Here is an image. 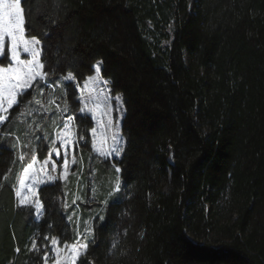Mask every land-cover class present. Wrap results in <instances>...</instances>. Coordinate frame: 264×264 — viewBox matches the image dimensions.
Instances as JSON below:
<instances>
[{
	"label": "trees",
	"instance_id": "1",
	"mask_svg": "<svg viewBox=\"0 0 264 264\" xmlns=\"http://www.w3.org/2000/svg\"><path fill=\"white\" fill-rule=\"evenodd\" d=\"M22 6L51 78L73 71L81 83L100 63L124 106L121 191L94 221L95 245L82 259L264 264V0H195L193 11L188 0ZM4 141L0 264H42L45 235L75 239L58 202L62 185L38 190L44 209L35 221L16 202L15 152Z\"/></svg>",
	"mask_w": 264,
	"mask_h": 264
},
{
	"label": "snow or ice",
	"instance_id": "2",
	"mask_svg": "<svg viewBox=\"0 0 264 264\" xmlns=\"http://www.w3.org/2000/svg\"><path fill=\"white\" fill-rule=\"evenodd\" d=\"M22 3H27V0H0V130L4 129L9 122L10 110L19 108L21 105H25L26 112L29 115L36 112L47 113L50 111L49 105H55L57 112L60 114L68 113L70 110L67 103L69 88L72 90L74 101L82 105L79 108V115L76 117L67 115L61 130L56 133V138L49 141L48 157L43 159L41 167L39 169L35 167L40 161L38 156L34 154L31 157V162L23 167L22 175L17 177L18 186L13 185L19 205L32 209L36 221L39 222L43 217L44 205L39 198L37 188L58 179L57 176L46 174L48 166L51 165V171L56 172L57 162L62 158V168L64 170L62 175L66 178L69 151L74 144L78 145L79 141L85 139L84 134L87 130L84 128H80L78 139H73L75 135L73 130L76 128L75 119H80L82 122L85 118L96 120V117L92 115L93 109L89 105L91 103L96 108L103 105L102 117H107L101 129V136H103L104 128H113L112 111L120 113L122 109L119 103L115 109L109 104L111 97L106 95L101 87L107 84L108 81L100 79L102 73L100 63L93 66L95 75L83 79L82 86L78 81L80 74L73 71H68L66 74L56 77V79L51 78L54 73L42 59L45 46L41 44V40L36 36H29L32 29L30 23L26 27L25 9ZM61 66L58 63L55 67ZM69 67H74V65H69ZM46 90L48 91L46 92ZM25 97H31V100H25ZM57 99L63 100V106L56 102ZM116 100L119 102L120 98L117 97ZM32 105L37 107H31ZM24 114L22 112L21 116ZM118 126L119 120L117 121V131L112 133L111 147L108 150L103 147V139L100 141V147H97L95 137L98 129L96 127L91 128L92 147L105 158L119 159L121 156L120 142L122 137L119 134ZM38 127L39 125H37ZM0 134L11 135L12 133L0 132ZM37 139H47V134L43 137H37ZM17 142H19V138H17ZM53 153H55V159L52 158ZM25 155L27 153L20 155L21 162L24 161ZM115 172L119 174L121 169L115 167ZM42 175L44 178H41ZM4 179H7V174H5ZM120 191L121 180L117 175L115 187L109 192V196H115ZM116 198L119 199V196ZM101 203L106 205L108 201L105 200ZM67 208L68 205L65 204V209ZM71 219V216H67L69 222ZM98 219L103 222L105 217L101 215L98 216ZM49 227L52 226L49 225ZM42 240L45 242L50 241V243L42 244L44 264H47L48 260L53 258L50 257V252L54 256V264H77V261H79V264H92V262L82 259L87 255L89 245H95L91 227H86L83 233L77 231L75 242L65 243L63 247L60 246V241L56 237L45 235ZM37 243L38 239L32 240L30 251L39 253L42 250L41 247L37 246ZM16 251L19 252V248Z\"/></svg>",
	"mask_w": 264,
	"mask_h": 264
},
{
	"label": "rangeland",
	"instance_id": "3",
	"mask_svg": "<svg viewBox=\"0 0 264 264\" xmlns=\"http://www.w3.org/2000/svg\"><path fill=\"white\" fill-rule=\"evenodd\" d=\"M194 2L195 0H188L189 11L194 10ZM92 75H95L94 70ZM85 79H87V77ZM100 79L108 81L102 76H100ZM82 84L83 81L81 82V86ZM101 87L104 89L105 94L111 97L109 100L111 107L115 109L119 103L122 109L120 113L114 110L111 113L113 128H104L103 136H101V129L107 120V117H102L104 106L101 105L99 108H96L95 105L90 103L89 106L93 109L92 115L96 117V120L85 118L82 122L80 119H75L76 128L73 130L75 132L73 139H78L80 128H84L87 131L84 134L85 139L83 141H79L78 145L74 144L69 151V164L66 178L62 175L64 170L62 168L63 159L61 158V160L57 162L56 172L53 173L51 171V165H49L46 173L47 175L57 176L58 179L55 182L46 183L38 186L37 188L38 191L45 185L57 182L62 185L63 195L58 198V202L63 212L66 214V220L67 216L72 217L71 221L69 222L67 220V222L74 225L72 226L75 233V239L77 231L83 233L86 227L92 228L94 221H100L98 216H103L105 207V204L101 202L105 200L109 202L114 198V196H109V192L115 187L116 177L119 175L115 172V167H117L116 162L120 158H105L92 147L93 138L91 128L96 127L98 129L95 137L97 147H100V141L103 139V147L105 150H108L111 147L112 133L117 131V121L119 120L118 127L119 134L122 137L120 142L122 152L125 145V139L121 132V123L125 113L121 96L119 94H113L110 91L109 81ZM47 91L48 90H46V92ZM69 91L72 92L71 88L68 89V92ZM70 97L67 96V103L70 108L68 113H58L55 105H49L48 107L50 108V111L47 113L36 112L35 114L29 115L26 112L25 105H21L17 108L16 114L12 115L10 113L9 122L2 130H4L5 133L10 132L12 134H0V139L4 138L5 145L8 147L10 146L15 152L16 166L13 167V169H10L9 174V177L14 178L15 185L18 186L17 177L22 175L23 167H25L27 163L31 162V157L34 154L38 156L40 152H43L44 157L42 159L39 158L40 162L35 165L37 169L41 167L43 159L48 157L49 141L56 138V133L61 130L67 115H73L74 117L79 115V108L82 105L74 101L72 93ZM117 97L120 98L119 102L116 100ZM101 99H103V97H101ZM25 100H31V97H25ZM56 102L63 106L62 99H57ZM31 107L37 106L32 105ZM22 112L25 113L23 116H21ZM97 121H99V123H97ZM37 125H39L38 128ZM45 134H47V139H37V137H43ZM17 138H19V142H17ZM25 145H27V147H25ZM61 152H63V150H61ZM22 153H27L23 162L19 159ZM52 158L55 159V153H53ZM73 160L75 161L74 163ZM87 162L89 163L87 164ZM41 178H44V176L42 175ZM16 202L19 205L17 198ZM65 204L68 205L67 209H65ZM75 239L73 242H75ZM48 243H50V241H48ZM64 244L65 243H60V246L63 247ZM49 255L53 258L49 259L47 264H54L53 254L50 252ZM43 256L42 264H44Z\"/></svg>",
	"mask_w": 264,
	"mask_h": 264
}]
</instances>
